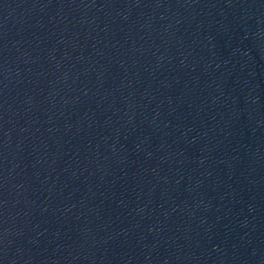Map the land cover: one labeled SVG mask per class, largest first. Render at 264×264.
Listing matches in <instances>:
<instances>
[{
  "label": "water",
  "instance_id": "obj_1",
  "mask_svg": "<svg viewBox=\"0 0 264 264\" xmlns=\"http://www.w3.org/2000/svg\"><path fill=\"white\" fill-rule=\"evenodd\" d=\"M0 264H264V0H0Z\"/></svg>",
  "mask_w": 264,
  "mask_h": 264
}]
</instances>
